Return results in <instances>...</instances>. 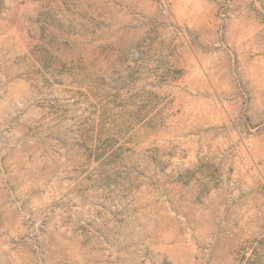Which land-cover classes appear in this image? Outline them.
Returning <instances> with one entry per match:
<instances>
[{"label":"rangeland","instance_id":"obj_1","mask_svg":"<svg viewBox=\"0 0 264 264\" xmlns=\"http://www.w3.org/2000/svg\"><path fill=\"white\" fill-rule=\"evenodd\" d=\"M0 264H264V0H0Z\"/></svg>","mask_w":264,"mask_h":264}]
</instances>
